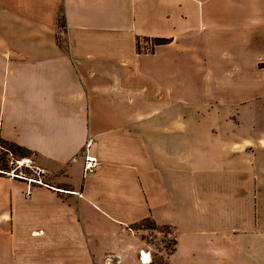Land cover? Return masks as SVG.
Segmentation results:
<instances>
[{
	"label": "crops",
	"instance_id": "obj_1",
	"mask_svg": "<svg viewBox=\"0 0 264 264\" xmlns=\"http://www.w3.org/2000/svg\"><path fill=\"white\" fill-rule=\"evenodd\" d=\"M247 30L264 0H0V141L47 185L0 174V264H264V124L205 95L264 74Z\"/></svg>",
	"mask_w": 264,
	"mask_h": 264
},
{
	"label": "rangeland",
	"instance_id": "obj_2",
	"mask_svg": "<svg viewBox=\"0 0 264 264\" xmlns=\"http://www.w3.org/2000/svg\"><path fill=\"white\" fill-rule=\"evenodd\" d=\"M248 31L249 30L244 32L242 36V41L244 42L243 45L245 44L247 46V50L241 54L245 58V62H248V59L251 58L250 55H256V54L264 55V43H257V45H253L251 43V46H249L250 32ZM141 41L143 45L142 51H150L152 49L153 41L151 45L148 42L149 40L147 39L145 40L142 39ZM138 50H140L139 45H138ZM247 51L249 52V54L247 53ZM251 71H252L251 69H248L246 71L247 73L244 75H237V74L213 75L211 77V82L210 83L208 82V84H210L211 86V91L206 92L205 95L206 98L209 100H220L225 98L229 103H234L235 105L232 106L240 108V113L244 121L252 120L251 112H252V104H254L256 113L259 116L257 120V125L260 127L264 124V74L251 72ZM235 115H233V117H235ZM258 143H260L261 147H264V138L263 140H260ZM89 145L90 142L87 141L85 146L83 147V149H85L84 151H88ZM3 146L4 147L6 146L7 150H3L2 144L0 143V149L4 151L0 174L10 179H18L24 181L26 183V192H25L26 196L30 194V190L34 185L47 186L43 181V177H42V183L39 184L36 182H28L27 180L20 178L19 176L18 177L14 175L9 176L7 173H5V171L10 172L8 171V169L9 167H11L7 164L6 161L10 157L19 158L20 154L12 146L9 145H3ZM21 157H27V156H21ZM20 170L25 173L23 174L24 176L30 175L31 172L30 169H27L26 167L23 166L21 167ZM80 195L81 193L78 194V196ZM137 227L140 229H153L154 226L151 224V222L148 221V222L138 223ZM159 230L164 233L170 231L168 226H164L162 227V229ZM137 236L143 239L146 243H149L153 247H156L158 249H161L163 247L161 243L168 242L166 240L160 239L161 237L158 234L156 235L154 231H147L146 233H139V234L137 233Z\"/></svg>",
	"mask_w": 264,
	"mask_h": 264
},
{
	"label": "built area",
	"instance_id": "obj_3",
	"mask_svg": "<svg viewBox=\"0 0 264 264\" xmlns=\"http://www.w3.org/2000/svg\"><path fill=\"white\" fill-rule=\"evenodd\" d=\"M10 156V155H9ZM7 164L11 167H9L7 173L9 176H19L20 178H23L27 180L28 182H36V183H42V177L44 176V169L37 167L34 165L33 161L29 157H19V158H12L10 157L7 161ZM98 165L97 158L91 154L88 153V151H85L83 154V174L93 172L95 168ZM26 167L27 169H30V175L24 176L25 174L23 171H21V167ZM16 171V172H15ZM16 173V174H15ZM80 194V193H78Z\"/></svg>",
	"mask_w": 264,
	"mask_h": 264
},
{
	"label": "trees",
	"instance_id": "obj_4",
	"mask_svg": "<svg viewBox=\"0 0 264 264\" xmlns=\"http://www.w3.org/2000/svg\"><path fill=\"white\" fill-rule=\"evenodd\" d=\"M153 42H154V44H164V43H167L168 42V39H164V38H154L153 39ZM0 143L7 145V143L4 142V141H0ZM9 146L14 147V149L17 150L19 152V154H25L26 153V150L25 149H23V148H21V147H19L17 145L9 144ZM148 221L151 222V224L154 226V223L151 220H149V219H145V220L141 221L140 223L148 222Z\"/></svg>",
	"mask_w": 264,
	"mask_h": 264
}]
</instances>
